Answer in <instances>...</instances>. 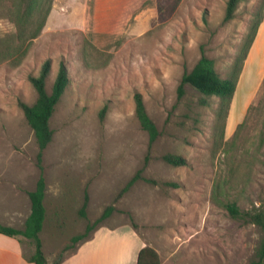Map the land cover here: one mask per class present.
I'll return each mask as SVG.
<instances>
[{
	"label": "rangeland",
	"instance_id": "1",
	"mask_svg": "<svg viewBox=\"0 0 264 264\" xmlns=\"http://www.w3.org/2000/svg\"><path fill=\"white\" fill-rule=\"evenodd\" d=\"M227 4L0 0V171L11 170L5 169L10 160L22 163L12 171L24 173L30 186L40 170L36 135L21 106L37 99L29 75H39L51 58V91L61 60L69 69L44 152L46 218L40 236L47 264L65 257L81 241L73 243V237L95 223L88 236L100 225H135L169 264L257 259L264 232L247 213L264 209V78L251 99L264 71V32L229 111L220 96L189 84L178 97L184 72L203 53L223 78L244 66L264 0H242L231 19ZM136 91L161 132L152 146L136 115ZM166 154L184 156L187 164L173 165ZM138 172L139 179L121 193ZM231 203L243 216L230 214ZM110 205L111 214L97 222ZM23 240L31 257L34 241Z\"/></svg>",
	"mask_w": 264,
	"mask_h": 264
},
{
	"label": "trees",
	"instance_id": "2",
	"mask_svg": "<svg viewBox=\"0 0 264 264\" xmlns=\"http://www.w3.org/2000/svg\"><path fill=\"white\" fill-rule=\"evenodd\" d=\"M241 1L242 0H228L226 19L233 18L234 12L238 7L239 2ZM263 16L264 14H260L255 24L251 44L257 34V30L263 20ZM247 54L243 58V61L246 59ZM52 65L53 60L51 58H47L41 66L39 75H29V79L37 91V99L33 104L21 102V106L23 107L26 119L35 132L39 148L36 156V162L40 170V175L35 189L29 191L32 204V212L26 221L24 229H17L0 223L1 233L10 236H25L27 238H31L34 241L35 252L30 257V260L35 262L36 264H47V258L44 254L43 244L40 237V232L43 228L46 218L45 196L47 183L44 166V152L52 141L54 134V130L50 125V120L55 112L56 105L63 96L70 81L68 66L64 60H61L59 70L52 86V90L48 91L46 87V81L51 74ZM242 68L243 64L237 67L233 76L223 78L216 70L214 66V60L203 53L195 66L190 71L184 72L178 85V97L181 98L185 94V86L189 84L203 94L220 96L223 100H225V104L228 109L227 111H229ZM134 98L136 102V115L140 121L142 128L148 132L150 145L152 146V144L160 136L161 132L154 120L147 112L143 94L140 91H136L134 94ZM106 111L107 106H104L101 111L102 118L105 117ZM164 159L176 166L187 164V159L181 155L166 154L164 155ZM139 177L140 172L135 174L130 179L121 193L126 192L139 179ZM147 180L155 182V180L152 179ZM168 184L177 186L176 183ZM88 201L89 195L88 192H86L84 203L80 210V213L83 217L87 216L86 208L88 206ZM113 210L114 206L110 205L104 211L97 222L107 218ZM228 210L233 217L243 216L242 211L235 203L229 204ZM247 215L250 217V220L253 223L260 225L264 232V209H257L253 213H247ZM95 224H88L87 229L84 233L78 234L73 237V243H76L79 240L87 237L89 232L94 228ZM256 256L257 259L254 260L251 264H264V236L260 246L257 249ZM63 259L64 255L62 254L52 264H60ZM138 264H161L160 255L153 247L147 245L143 247L139 253Z\"/></svg>",
	"mask_w": 264,
	"mask_h": 264
},
{
	"label": "crops",
	"instance_id": "3",
	"mask_svg": "<svg viewBox=\"0 0 264 264\" xmlns=\"http://www.w3.org/2000/svg\"><path fill=\"white\" fill-rule=\"evenodd\" d=\"M263 32L264 16L249 48L237 87L249 56ZM263 78L264 71L261 74L251 99L254 98ZM14 165L10 160L5 166V169L11 167L9 168L11 170L0 171V223L17 229H24L26 221L32 212L29 191L35 189L36 182L30 186L26 182L24 173L18 174L12 171L13 167H19V165L24 164L18 163L16 166ZM26 183L27 186H25ZM23 238L25 237L10 236L0 232V264H36L30 260V256L25 254ZM147 245L149 244L141 232L131 223H121L114 226L100 225L93 230L90 236L82 239L73 250L66 254L60 264H138L139 253ZM44 254L47 261H49L48 253L44 251ZM161 264L169 263L161 258Z\"/></svg>",
	"mask_w": 264,
	"mask_h": 264
}]
</instances>
